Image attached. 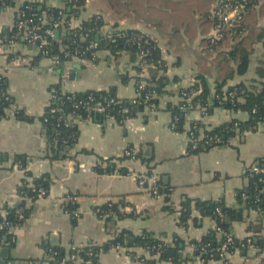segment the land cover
Here are the masks:
<instances>
[{
	"label": "crops",
	"instance_id": "obj_1",
	"mask_svg": "<svg viewBox=\"0 0 264 264\" xmlns=\"http://www.w3.org/2000/svg\"><path fill=\"white\" fill-rule=\"evenodd\" d=\"M130 1L84 0L80 12L70 18L71 26L98 15L103 22L102 33L113 27L141 31L160 48L168 83L155 103H145L121 120L113 116L103 119L102 114L99 120L94 115L74 119L78 139L65 157L53 158L47 151L40 119L51 100V86L62 93L104 90L119 100L133 101L137 78L146 79L150 66L138 72L128 53L113 56L106 49L96 52L95 61L70 57L54 62L22 37L0 46V76L13 99L0 117V215L5 216L21 203L29 208L24 221L12 228L13 243L1 246L0 264L3 259L5 264H53L52 246L61 247L70 264H89L79 255L76 260L68 259L72 248L105 245L122 230L134 235L147 231L167 243L177 238L184 241L176 252L181 264H264V247L258 244L264 242V189L261 208H249L237 199V192L247 184L246 169L259 160L264 164V120L254 130L238 131L225 144L187 152L188 128L193 121L211 129L231 120L248 119L245 110L215 106V86L219 83L226 89L244 83L250 88L264 81V76L257 74L258 67L264 69V14L258 12L252 18L246 36L249 44H242L236 56L221 62L202 51L204 34L199 27L193 33L183 27H163L155 17L138 11L143 9L139 0ZM162 1V5L156 0L149 6L167 10L169 5ZM27 2L63 8L68 0H12L0 9V37L12 36L17 12ZM242 52L248 53V62L241 73L237 65ZM200 77L209 88L207 108L190 107L183 115L182 129L173 130L168 104H177L179 89L198 82ZM15 108L23 109L32 120H19ZM127 148L134 150L133 156L125 154ZM16 155L23 158L18 162ZM106 167L112 170L97 171ZM43 174L50 181L46 194L35 199L23 194ZM139 174L147 180L142 186L137 181ZM160 178L171 187L168 197L150 192V186ZM185 195L201 200L223 199L227 207L239 211V218L225 221L230 222L228 233L236 240L245 239V245L206 263L195 256L190 241H199L217 225L211 216H201L195 209L186 223L180 222V203ZM120 197L127 202L123 208L127 215L107 222L98 207ZM74 201L77 208L65 210V205ZM221 237L216 230V239ZM142 257L152 260L149 264H173L140 247L121 244L100 250L97 261L142 264Z\"/></svg>",
	"mask_w": 264,
	"mask_h": 264
},
{
	"label": "trees",
	"instance_id": "obj_2",
	"mask_svg": "<svg viewBox=\"0 0 264 264\" xmlns=\"http://www.w3.org/2000/svg\"><path fill=\"white\" fill-rule=\"evenodd\" d=\"M154 1L156 0H139L143 9H136L143 14L146 13L148 17H155L156 21L163 27L171 26L173 29L183 27L188 33L196 32V28L199 27L200 31L204 34L201 40L202 51L207 56H212L214 60L220 61L233 58L236 56V53L240 51L242 44H249V40L246 38L249 24L254 21L258 12L259 15L264 14V0H246L241 21L236 27H224L220 31L219 37L212 39L209 33L214 26L215 20L211 17L210 7L214 0H166L169 5L167 10L149 6L150 3ZM11 2L12 0H0V9ZM157 2L160 5L165 3L162 0H157ZM129 3H132V1L129 0ZM144 3L147 4V6H144ZM24 5L31 6V13L41 14L45 12L44 26H42L45 28L51 25L54 20L59 19L62 15L65 16L64 23L66 24L72 16L74 17L80 12L84 5V0H68L63 8L48 7L39 2H27ZM195 14H198V17H195ZM102 25L103 22L101 19L94 20L92 17L90 20L83 21L79 26L73 28L68 27L64 35L62 34V29H60V39L65 49L70 51L78 50L79 53L82 52V54L78 56L83 59L95 61L96 52L101 49H106L109 50L113 56H117L121 52L128 53L131 61L135 62L134 68L138 72L142 69V66L138 63L141 58L149 63V76L144 79L145 83L142 89L139 90L140 95L136 97L135 101L120 100L118 103L108 106L106 114H102L103 119L107 116H113L117 120H121L132 111H137L140 106L145 104L146 101L144 98L146 93H148L149 96L152 92L156 95L150 97L147 101L148 103H155L157 101L158 95L164 91L168 83V77L165 75L166 65L165 61L162 59L160 48L156 42L146 34L137 29H119L117 27H113L110 32L102 33ZM97 35L99 39L97 40L96 47H89V41L94 39ZM226 46L229 48L225 49ZM48 48L50 52L49 55L57 54L60 57L62 56V52L59 51L56 42L50 43ZM247 55L248 53L246 52L240 53L237 65L238 72L242 73L245 71L248 62ZM62 58L66 59L64 57ZM257 74L263 77L264 69L258 67ZM141 80L143 79L137 78L138 82ZM256 83L257 85H250V88L244 83H239L229 86L226 89H223L222 84L217 83L214 93V105L231 110H245L248 113V119L244 122L231 120L211 129L205 128L199 121H193L191 125H195L193 129L195 147H193V141H189L187 152L197 153L204 151L213 146L225 144L228 139L238 131L254 130L258 122L264 120V81H257ZM233 89L237 91L235 94L231 95L230 92ZM107 93L108 92L104 90H85L74 93H62L59 90L58 94L51 97L40 119L47 140V151L53 158L58 156L65 157L69 149L78 139V127L76 123H67L68 119L64 116H67L71 111L72 107L70 103L72 101L85 100L90 95L93 96L94 100H99L101 96ZM178 93L180 100L177 104H168V109L177 117L174 129L177 131L182 129L183 115L190 107L200 105L207 108L209 88L204 77H200L198 82L188 87L180 88ZM67 96L72 97L68 98ZM112 96L115 97L114 95ZM12 103L13 99L7 91V84L4 78L0 76V117L4 116L5 108ZM180 104L186 106V110H181L178 107ZM14 111L15 116L19 120H32V117L25 114L23 109L15 108ZM76 113L80 114V118H93V114L88 116L80 108L76 109ZM15 157L16 161L19 162L23 158V155H16ZM258 164L262 168L264 167L261 160H259ZM110 170H112L110 167L97 168L98 172H108ZM245 176L247 184L243 189L237 192V199L239 202L246 203V206L249 208H261L262 205L260 201L264 189L263 169L259 173L251 175L249 168H247ZM49 184V177L43 174L35 178L32 187L25 188L23 194L35 199L39 196V188L44 189V195L46 194ZM156 185L158 193H163L168 197L167 195L171 190L169 184L160 178ZM126 204L127 202L123 197L118 198L116 201H109L98 207L100 211L99 214H104L107 222H113V220L127 215L123 211ZM76 208L77 203L75 201L73 203L68 202L65 205V210L67 211H73ZM166 208L171 210L169 205H167ZM192 209L197 210L201 216H211L216 221V225L220 226L225 232H229L230 227V222H226L225 219L229 218L232 220L239 218V211L227 207L223 199L201 200L193 199L185 195L182 197L180 203L179 221L186 223ZM28 214L29 208L21 203L18 207L9 210L5 216L0 215V248L1 246L3 247V245H11L13 243L12 228L20 225ZM129 239L131 240L130 243L128 242ZM224 240L225 237H221L218 240L216 239L215 229L208 232L199 241L191 240L190 244L194 246L193 254L199 259H203V262L206 263L209 259L215 258L217 255L220 256L216 248L219 247ZM213 242L215 243L214 245ZM245 242V239L236 240L234 238L233 242L228 247V252L231 253L242 243L245 245ZM116 244L127 247H140L146 249L151 255L157 253L159 259L170 260L173 264H181L176 252L178 248H180L179 245L184 244V241L177 238L174 239L173 242L167 243L155 238L147 231L142 232L140 235H134L128 230H122L105 245H87L76 248L72 252L81 256L85 261H89V264H98L97 256L99 251L111 246L114 247ZM258 244L260 247H264V242L259 241ZM50 251L58 263L65 256V251L59 246L50 247ZM150 261L152 262V260L144 259V263L146 264H149ZM68 263L69 261H66V264Z\"/></svg>",
	"mask_w": 264,
	"mask_h": 264
},
{
	"label": "built area",
	"instance_id": "obj_3",
	"mask_svg": "<svg viewBox=\"0 0 264 264\" xmlns=\"http://www.w3.org/2000/svg\"><path fill=\"white\" fill-rule=\"evenodd\" d=\"M245 3H246V0H214L210 12H211V17L212 19L214 18L215 22H214V26L212 27L211 32L209 33V36L212 39H215L219 37L220 31L224 27L235 28L236 25L241 21L242 14L245 9ZM30 9H31L30 5H23L22 7L19 8L17 12V19L15 21L14 32L11 37H8V38L0 37V46L7 45V44L10 45L15 40L14 38L22 37L26 41L35 44L38 51L41 53V55L50 57L54 62L55 61L59 62L60 59H63L62 57L64 58L74 57V58L83 59V58H80V56H78V55H81L82 52L79 53L78 50L70 51L64 48V46L62 45L61 39H60V33L58 34V36L55 35L56 30L60 32V29H62V34L64 35V32H66V29L68 27H71V28L75 27V26H71L70 20L67 21V23L65 24L64 23L65 16L62 15L60 18L58 17L59 19L54 20L51 23V25L43 28L42 26H44L45 12H42L41 14H37L34 12L31 13ZM93 18L94 20H98L100 19V16L95 15L93 16ZM54 42L57 43L59 51L62 52L61 57L57 54L49 55L50 52H49L48 46L50 43L52 44ZM96 43H97V40L94 38L89 41L88 45L89 47H96ZM138 63L142 66V68L149 66V63L145 61V59H142V58L140 59ZM144 83H145L144 80H141L139 82L137 81V86H136L137 96L140 95L139 90L142 89ZM236 91H237L236 89H233L230 92V94L233 95L236 93ZM50 92H51L52 97H54L56 94L59 93V89L55 86H51ZM69 93H74V92H69ZM153 96H155V93L153 92L150 96L148 93H146L145 98H144V100L146 101L145 103H148L147 102L148 99ZM67 97L70 98L72 96H67ZM119 101L120 100L116 99L115 97H113L111 94H108V93L106 95L101 96L99 100H94L93 96L90 95L85 100L72 101L70 103L72 107L71 111L67 114V116L66 115L64 116L67 117L68 119L67 123L75 122L73 120L80 117V114L76 113V109L78 108L82 109L88 116L92 114L94 115L96 112H99L100 114H106L107 107L115 103H118ZM134 101L135 100L131 102H134ZM178 107L181 110H186L187 108L186 106L182 104H180ZM176 121H177L176 115L172 114L170 126L173 130L175 129ZM194 127L195 125L193 124V125H190L188 128L189 141L190 142L193 141V147H195V144H194L195 138L193 134ZM125 154L133 156L134 150L132 148H127L125 150ZM249 170H250L251 175H255L259 173L260 171H262V167L258 163H254L251 165V167H249ZM137 181H138V184L142 186L143 184H146L147 180L143 174H139L137 175ZM149 189H150V192H153L157 195L159 194L157 191L156 183L152 184ZM44 193H45V190L42 188H39L38 195H43ZM71 200L73 201L74 199L72 198ZM216 230L220 232L223 235V237H225V240L221 243V245L216 248V251H218V254L221 257H224L229 253L228 247L233 242L234 238L230 233L225 232L218 225L216 226ZM191 247L192 249H194V246L192 244H191ZM75 249L76 248L73 247L72 251ZM143 251L148 254L146 249H143ZM67 258L71 260H76L78 258V254L72 253ZM65 260H66V257L61 259L59 263L56 260H54L53 264H66ZM143 260L144 258L142 257L141 258L142 264H144ZM201 260L203 261V259ZM88 263L90 262L88 261Z\"/></svg>",
	"mask_w": 264,
	"mask_h": 264
},
{
	"label": "water",
	"instance_id": "obj_4",
	"mask_svg": "<svg viewBox=\"0 0 264 264\" xmlns=\"http://www.w3.org/2000/svg\"><path fill=\"white\" fill-rule=\"evenodd\" d=\"M58 34H59V32L56 30L55 31V35L56 36H58ZM95 39L96 40H98L99 39V37H98V35L95 37ZM94 117H95V119H97V120H99L100 118H101V114L99 113V112H96L95 114H94ZM215 243L213 242V245H214ZM7 251V249L5 248V249H2V257L3 258H5L6 257V255H5V252ZM174 253V252H173ZM1 263L2 264H5V260L3 259L2 261H1ZM184 264V263H183Z\"/></svg>",
	"mask_w": 264,
	"mask_h": 264
}]
</instances>
